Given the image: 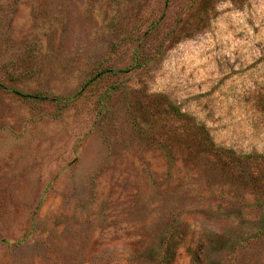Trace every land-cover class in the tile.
I'll use <instances>...</instances> for the list:
<instances>
[{"label":"rangeland","instance_id":"374dc122","mask_svg":"<svg viewBox=\"0 0 264 264\" xmlns=\"http://www.w3.org/2000/svg\"><path fill=\"white\" fill-rule=\"evenodd\" d=\"M0 264H264V0H0Z\"/></svg>","mask_w":264,"mask_h":264},{"label":"trees","instance_id":"16d2710c","mask_svg":"<svg viewBox=\"0 0 264 264\" xmlns=\"http://www.w3.org/2000/svg\"><path fill=\"white\" fill-rule=\"evenodd\" d=\"M175 114L178 115V116H180V115L183 116V114H181L179 111H176V110H175Z\"/></svg>","mask_w":264,"mask_h":264}]
</instances>
